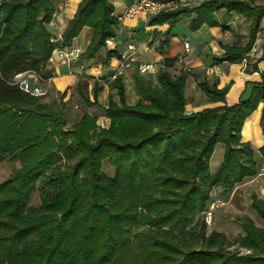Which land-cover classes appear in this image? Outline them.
<instances>
[{
    "label": "trees",
    "instance_id": "1",
    "mask_svg": "<svg viewBox=\"0 0 264 264\" xmlns=\"http://www.w3.org/2000/svg\"><path fill=\"white\" fill-rule=\"evenodd\" d=\"M113 6L111 0H81L54 42L48 28L54 0H0V163L11 164L9 177L0 181V264H264V226L244 214L237 219L240 237L229 242L222 232L206 234L201 216L214 188L229 192L258 174V158L264 162V146L255 151L241 141L244 120L264 100V70L236 104L191 114L185 113L182 74L163 71L154 84L138 72L132 104L119 76L110 82L116 99L109 95L105 104L97 84L89 91L86 81L78 83L81 103L100 110L106 126L87 112L68 126L66 90H53L56 97L45 101L50 87L33 96L14 83L22 73L51 78L46 63L52 50L71 45L84 27L93 35L83 58L105 65L120 57L105 50L118 25ZM220 8L250 21L244 46H224L222 60L240 63L252 48L264 4L207 0L159 12L150 24H168V35L195 13L191 28L214 27L213 11ZM261 60L264 49L252 70ZM201 86L209 101H224L227 86ZM260 122L264 134V108ZM218 143L223 157L210 172ZM105 160L112 176L102 170ZM35 192L38 203L32 205ZM249 197L250 211L264 224V200Z\"/></svg>",
    "mask_w": 264,
    "mask_h": 264
},
{
    "label": "crops",
    "instance_id": "2",
    "mask_svg": "<svg viewBox=\"0 0 264 264\" xmlns=\"http://www.w3.org/2000/svg\"><path fill=\"white\" fill-rule=\"evenodd\" d=\"M80 1L54 0L57 9L48 26L51 34L54 33L53 36L62 33L68 20L73 17ZM134 1L136 0H111L112 5H114L113 16L118 19ZM206 1L194 0V4L177 6L173 10L192 9ZM252 1L256 5L264 4V0ZM154 15L151 13L145 16L136 15L132 18L118 19V25L115 27L116 34L106 41L105 50L115 51L120 57H112L107 64L103 65L97 58L85 59L81 54L71 68L53 67L50 70L52 77L47 84L53 88L55 93L66 90V96H72L74 92L77 94V84L86 81L89 91L94 83L101 88L98 92L100 102L105 98L107 99L109 95L116 99L115 90L110 87L111 74L117 67L121 56L127 51V44H133L135 47L133 53L134 63L128 68L122 69L118 76L124 83L126 99L129 104L134 103L137 99L134 90V77L138 74V65L143 63L152 64L153 72H148L144 76L154 84L157 82V75L163 71L184 76L185 97L187 99L186 114L222 104L234 105L240 97L247 95L249 88L247 84L261 81L260 72L264 70V60L256 63L257 71L252 70V66L264 49V17L261 19L259 30L255 34L252 48L242 62L227 63L222 60L225 53L224 46H244L249 39L250 21H247L242 15L227 12L223 8L216 9L213 11V19L217 22V25L213 27L202 24L200 27L193 29L190 22L195 18V13H191L182 17L168 35H166L169 32L168 24H150V20ZM92 35L93 30L84 27L79 35L73 38L71 45L84 52ZM185 40L189 43V52L187 53L184 52L183 47ZM103 55L104 50L99 53V56ZM165 60H173V63L166 66ZM202 82H207L209 85L215 84L217 89L227 86L224 101H209L201 88ZM32 85H34L33 80ZM129 90L130 93H128ZM263 108L264 100L244 120L241 129V141L250 143L255 151L264 146V134L260 122ZM104 120L108 122L106 118ZM218 144L215 148L218 147ZM219 145L222 146V144ZM223 151L224 149L221 150V160ZM257 161L260 166L258 174L240 184H236L232 190L227 192L230 197L236 198L241 188L251 184L253 187L251 193H255L258 198L264 200V162L259 158ZM220 163L221 161L217 164V168ZM214 171L210 170V172ZM218 189L214 188L212 192Z\"/></svg>",
    "mask_w": 264,
    "mask_h": 264
},
{
    "label": "rangeland",
    "instance_id": "3",
    "mask_svg": "<svg viewBox=\"0 0 264 264\" xmlns=\"http://www.w3.org/2000/svg\"><path fill=\"white\" fill-rule=\"evenodd\" d=\"M54 35V33H53ZM30 87H32V80H28ZM92 84V82L90 81ZM89 83V84H90ZM51 93L45 97V101L48 98H54L56 97L55 93L53 92V88H51ZM130 93V90L128 91ZM69 98V103L68 107L66 110V116H67V125L70 126L76 121H78L81 117V115L84 112L89 113L90 115H95L98 118V124L100 126H106L107 121L104 120L105 118L103 117V114L100 110L93 108V107H86L84 106L78 95L75 94V92L72 94V96H66L65 100ZM107 99L105 98L102 100L101 103L105 104ZM223 147L218 144V147L214 148L213 153L210 158V163H209V169L214 171L217 168V164L221 161V150ZM18 164H16L17 166ZM102 170L108 175L112 176L113 174V168L109 165L108 161L105 160L103 161L102 164ZM11 173V164H8L7 162H2L0 163V181L6 179L9 177V174ZM246 181V180H245ZM253 189L251 184H248L241 188L239 195L235 197H230V194L227 193H222L221 189L219 188L218 190L212 192L211 194V200L212 199H221L223 202H225V205L222 207H219L214 210L213 216L210 220V222H205V225L207 226L205 228L206 234H209L211 231H218L222 232L226 235L227 239L229 242H233L237 238L240 237L241 235V230L238 226L237 219L238 217L247 214L250 217H252L255 220V224L258 226L263 227L264 224L259 222L252 211H250V194L253 192L251 190ZM210 202V201H209ZM208 202V204H209ZM32 205H36L38 203V196L37 192H35L32 196L31 202ZM201 216L204 215L201 214ZM230 249H233V246L230 247ZM245 250V249H244ZM241 253H245L244 251H241Z\"/></svg>",
    "mask_w": 264,
    "mask_h": 264
},
{
    "label": "built area",
    "instance_id": "4",
    "mask_svg": "<svg viewBox=\"0 0 264 264\" xmlns=\"http://www.w3.org/2000/svg\"><path fill=\"white\" fill-rule=\"evenodd\" d=\"M194 4V0H136L132 4H130L125 11L118 17L119 20L124 18H132L136 15H148V14H157L159 12L170 11L175 9L177 6H189ZM61 34H58L52 37L51 41H58L60 40ZM184 52H189V43L188 41L183 42ZM135 47L133 44H127V51L121 56L119 59V63L115 68L114 72L111 74V81L114 80L119 72L131 66L134 63V53ZM83 52L72 45L63 46V47H55L50 56L47 60L46 68L51 70L53 67L63 66L66 68H71V66L79 59ZM138 72L140 74H146L148 72H153L152 64H139L138 65ZM32 79L34 85L30 87L28 80ZM50 78L46 80H41V78L34 73H22L17 74L14 77V83L18 85V87L29 93L33 96H44L48 93L49 82ZM41 83V84H40ZM44 83V84H42ZM225 205L221 199H212L210 200L206 213H204V220L206 222H210L212 218V214L215 209L222 207ZM245 253H248V250L241 249Z\"/></svg>",
    "mask_w": 264,
    "mask_h": 264
},
{
    "label": "water",
    "instance_id": "5",
    "mask_svg": "<svg viewBox=\"0 0 264 264\" xmlns=\"http://www.w3.org/2000/svg\"><path fill=\"white\" fill-rule=\"evenodd\" d=\"M260 258L264 259V256H260Z\"/></svg>",
    "mask_w": 264,
    "mask_h": 264
}]
</instances>
